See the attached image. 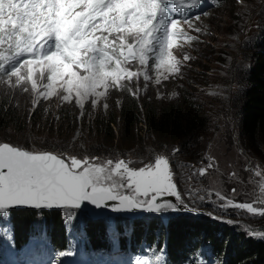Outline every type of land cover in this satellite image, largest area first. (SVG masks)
I'll return each mask as SVG.
<instances>
[{
	"label": "rangeland",
	"instance_id": "374dc122",
	"mask_svg": "<svg viewBox=\"0 0 264 264\" xmlns=\"http://www.w3.org/2000/svg\"><path fill=\"white\" fill-rule=\"evenodd\" d=\"M216 2V6L206 8L201 15L178 22V34L170 49L178 62V73L168 72L166 64L161 62L166 60L169 49L161 56V45L155 40L145 47L143 64L140 62L139 46L136 47L137 57L130 62L123 61L119 48L115 52L110 49L111 55L122 60L121 67L135 75L131 78L124 75L118 83L109 79L107 88L102 85L96 89V93L104 92L103 96L89 93L81 98L75 90L69 93L66 84L61 86L63 82L49 81L47 72L41 75L39 65L35 66L37 70L31 79L28 78L27 65L18 63L19 76L11 74L9 63H17L14 58L17 57L16 47L14 40L9 43L5 38V42L0 43V64L4 66L0 73V101L10 100L28 118L36 109L56 115L60 108H69L73 114L77 113L80 123L78 126H67L75 130L68 137L65 134L57 135L66 129V125L59 130L58 126L46 125L45 129L37 128L35 131L28 124L1 128L0 143L16 144L30 152H50L69 164L73 157L87 160L89 165L104 167L105 175L111 176L106 183L117 185L126 184L127 180L126 174L122 179L121 175L113 172L115 162L123 160L128 167L139 169L154 166L159 157L167 158L180 200L173 196L169 198L176 201L172 203L179 210H168L161 214L143 211L137 214L142 216L133 222L129 216L123 215L125 213L112 212L98 221L104 224L109 233L114 234L113 223L116 228L122 226L128 232L133 228V232L141 233L148 223L163 224L167 217H174L175 212L189 209L197 215L199 212L211 215L213 219L215 217L217 221H222L224 226L240 231L247 237L264 240V146L248 142L243 137L240 124L241 95L255 61L258 42L264 33V0ZM163 31L161 29V33ZM116 35L113 34L110 39H115ZM127 41L132 43L133 37L128 36ZM111 66L114 67V64ZM81 75H84L82 71ZM127 91L141 102L144 97L153 104L179 102L180 99L192 102L193 108L207 117L206 131L191 135L185 145L180 146L171 145L169 140L161 142L158 140L160 138L148 131L147 126L141 127V132L137 131L139 137L132 135L131 138L127 136L122 139L121 129L114 126L115 143L109 147L102 145L104 136L96 131L92 120L98 113L106 114L112 105H118L120 98L128 94ZM38 118L39 115L34 120ZM54 119H60L59 115ZM84 122L85 125L93 124L85 126ZM35 132H40V136L35 137ZM39 141L40 148L37 145ZM109 160L113 163L109 164ZM201 169L205 170L204 174H201ZM120 190L123 194H130L126 189ZM177 203L183 208H179ZM240 204L250 207L240 208ZM63 212L73 224H89L92 220L82 207H63ZM174 220L175 217L171 221ZM208 262L216 264L208 257L201 259V264Z\"/></svg>",
	"mask_w": 264,
	"mask_h": 264
},
{
	"label": "snow or ice",
	"instance_id": "6c2138e0",
	"mask_svg": "<svg viewBox=\"0 0 264 264\" xmlns=\"http://www.w3.org/2000/svg\"><path fill=\"white\" fill-rule=\"evenodd\" d=\"M167 2L0 0V43H4L5 38L9 43L14 40L17 57L30 55L29 59L17 61L21 66L27 65L29 79L39 65L41 75L47 72L49 81L63 82L61 86L66 84L69 93L75 90L81 98L89 93L103 96L104 92L96 93V89L102 85L107 88L109 79L118 83L124 75L129 78L135 75L122 68V60L111 55L109 49L115 52L119 48L120 56L126 61L135 58L139 46L143 64L145 47L155 40L161 45V56L169 49L166 60L161 61L168 72L180 71L170 51L178 34V20L169 15ZM166 20L170 23L166 24ZM113 34H117L116 38L110 39ZM128 36L133 37L132 43H128ZM3 67L0 64V68ZM19 72V67L12 66L11 74L19 76ZM204 171L201 169V174ZM113 172L122 179L126 174L127 183H106L111 176L105 175L104 167L89 165L87 160L73 157L69 164L50 152L33 153L0 143V213L18 205L80 209L85 202L97 209L115 212L142 210L161 214L179 210L170 200L156 202L165 196L180 200L167 158L159 157L154 166L139 169L130 168L121 160L115 162ZM120 189L130 194H123ZM238 207L250 206L240 204ZM73 254L71 251L60 253L62 256Z\"/></svg>",
	"mask_w": 264,
	"mask_h": 264
},
{
	"label": "trees",
	"instance_id": "16d2710c",
	"mask_svg": "<svg viewBox=\"0 0 264 264\" xmlns=\"http://www.w3.org/2000/svg\"><path fill=\"white\" fill-rule=\"evenodd\" d=\"M254 58L255 61L247 76V84L241 95L240 124L243 137L248 142L264 146V33L258 42ZM127 93L120 98L118 105H112L106 114L98 113L92 120L96 131H100L104 136L105 141H102L104 146L109 147L115 143L114 126H119L121 129L122 139L127 136L131 138L132 135L139 137L137 131L141 132V127L147 126L148 131L160 138L158 140L161 142L169 140L171 145L179 144L180 146L186 143L191 135L206 131V115L193 108L194 104L186 99H180L179 102L167 101L153 104L150 100H145L146 97L141 102L129 91ZM38 115L39 118L35 121ZM56 115H59L60 119H54ZM56 115L36 109L28 118V115L23 110L18 111L10 100L0 101V129L28 124L35 131L37 128L45 129L46 125L58 126L57 130H59L61 126L66 125V129H62L57 135L65 134L68 137L74 133V128L67 126L79 125L77 113L73 114L69 108H60ZM24 116L28 119L26 120ZM35 133V137L40 136V132ZM37 145L40 148V141ZM14 146L24 148L16 144ZM11 213L18 243H11L12 247L18 248L17 246L26 239L29 231L45 224L48 226L54 247L56 244L61 247L62 243H65L61 210L40 212L39 209L19 208L13 209ZM174 217L175 220L171 222ZM174 217L168 218L166 226L161 222L155 225L148 223L141 233L134 231L128 242L124 237L121 238L123 247L139 250L145 247H160L167 250L169 264H198L199 258L196 257L202 255L207 257L206 254L209 260L216 264H264V241L247 237L240 231L224 226L211 215L179 213ZM42 218L43 222L40 221ZM88 233L96 247L107 241L104 227L100 224L92 223L88 227Z\"/></svg>",
	"mask_w": 264,
	"mask_h": 264
},
{
	"label": "bare ground",
	"instance_id": "6f19581e",
	"mask_svg": "<svg viewBox=\"0 0 264 264\" xmlns=\"http://www.w3.org/2000/svg\"><path fill=\"white\" fill-rule=\"evenodd\" d=\"M17 207V206H16ZM145 216V215H144ZM151 221V220H150ZM172 222V221H171ZM151 225V224H150ZM154 225H155V223H154ZM118 226V225H117ZM162 230V229H161ZM152 233V232H151ZM162 233V232H161ZM147 238V237H146ZM162 240V239H161ZM70 241V239L68 238L66 241H65V243L66 242H69ZM155 241V240H154ZM159 241V240H158ZM32 242H34V240H31V239H28V241L25 243V245L26 246H24V247H22V249H24L26 252H27V254L28 255H33L32 257L33 258H31V261L29 262V261H26V262H24L23 264H38L37 262H36V260H35V258H36V256L37 257H40V254H44L43 252H39V251H37V250H35V249H30V247L32 246ZM153 242V241H152ZM160 243V242H159ZM11 242H8V244L5 246V245H3V244H1V249L2 248H7V249H9V250H11L12 248L13 249H15V250H19V249H21V248H14V247H12L11 245ZM149 246H150V244H149ZM31 250V251H28V250ZM50 256V255H49ZM3 259H4V255H0V264H4L3 263ZM66 259H63V258H57L56 259V263L57 264H60L61 262H63V261H65ZM39 262H42V260H40L39 259ZM68 262L69 263H72L73 261L72 260H68Z\"/></svg>",
	"mask_w": 264,
	"mask_h": 264
},
{
	"label": "water",
	"instance_id": "95a60500",
	"mask_svg": "<svg viewBox=\"0 0 264 264\" xmlns=\"http://www.w3.org/2000/svg\"><path fill=\"white\" fill-rule=\"evenodd\" d=\"M4 143H6V142H4ZM38 153H40V152H38ZM67 163V162H66ZM170 196H165V197H163V198H158L157 199V203H160L162 200H170V198H169ZM172 197V196H171ZM171 202H176L175 200H173L172 199V201ZM111 203V202H110ZM178 204V203H177ZM23 206H29V205H23ZM82 207H84V208H88L89 210H90V212L94 215V216H100V215H102V214H104V213H106V212H111V210H109V209H105V208H101V209H97L96 207H94V206H92V205H90V204H88L87 202H85V204L84 205H82ZM178 207L179 208H183L182 207V205H180V204H178ZM187 210V209H186ZM137 212H140V211H142V210H136ZM183 211V210H182ZM137 212H133V211H131V212H129V213H133V214H136Z\"/></svg>",
	"mask_w": 264,
	"mask_h": 264
}]
</instances>
